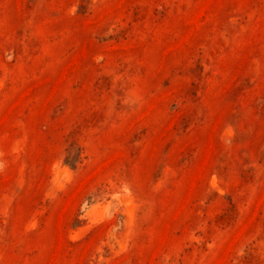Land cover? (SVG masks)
<instances>
[{
	"label": "rangeland",
	"instance_id": "374dc122",
	"mask_svg": "<svg viewBox=\"0 0 264 264\" xmlns=\"http://www.w3.org/2000/svg\"><path fill=\"white\" fill-rule=\"evenodd\" d=\"M0 264H264V0H0Z\"/></svg>",
	"mask_w": 264,
	"mask_h": 264
}]
</instances>
